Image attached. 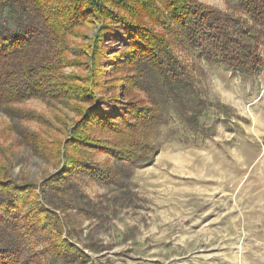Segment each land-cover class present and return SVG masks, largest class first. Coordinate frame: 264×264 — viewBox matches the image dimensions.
Listing matches in <instances>:
<instances>
[{
	"label": "rangeland",
	"instance_id": "1",
	"mask_svg": "<svg viewBox=\"0 0 264 264\" xmlns=\"http://www.w3.org/2000/svg\"><path fill=\"white\" fill-rule=\"evenodd\" d=\"M198 2L228 10L226 0ZM144 22L170 40L150 17ZM98 26L95 19L72 32L58 80L43 95L0 105V197L19 194L15 199L8 194L7 200L30 218L45 209L55 212L72 236L67 230L58 233V224L47 227L82 248L91 257L89 264H264V67L245 81L225 66L199 59L197 52L185 53L174 40L172 51L194 73L203 98L221 106L208 122L212 136L186 135L175 117L153 129L151 140L160 145V153L152 166L127 179L134 204L121 208L118 200L113 212L109 205L120 196V185L90 181L66 162L72 157L106 162L101 150L126 145L133 134L116 119L112 106L126 115L128 109L145 106L147 96L128 65L134 55L127 52L129 46L101 39L99 52H93ZM94 106L110 114L105 126L114 123L115 129L105 127L98 113L84 123ZM78 145L89 148L80 152ZM55 174L59 180L45 185ZM72 184L92 201L82 208L94 212L93 218L73 199L66 211L58 206L68 202ZM22 186L33 191L23 194ZM43 191L53 205L44 202ZM29 239L34 245H26L23 256L30 264H64L37 258L51 241L35 231Z\"/></svg>",
	"mask_w": 264,
	"mask_h": 264
},
{
	"label": "trees",
	"instance_id": "2",
	"mask_svg": "<svg viewBox=\"0 0 264 264\" xmlns=\"http://www.w3.org/2000/svg\"><path fill=\"white\" fill-rule=\"evenodd\" d=\"M198 1L0 0V105L43 95L52 81L58 80L56 71L64 55L70 52L72 32L92 24L95 19L99 26L92 40L93 52H99L101 39H104L105 43H125L129 46L127 52L134 54L128 65L137 74V85L147 96V104L143 101L145 106L128 109L126 115L117 113L115 105L112 106L116 119L127 124L129 132L133 133L126 140L127 144L103 148L101 152H106L108 159L102 164L74 157L66 162L69 170L75 168L76 174L90 181L120 185V196L114 197L109 205L113 212L117 211L118 200L122 201L121 208L134 204L127 179L135 170L152 166L160 153V145L151 140L153 129L170 124L171 117H175L186 135L190 131L194 138L212 136L208 122L211 123L214 111H219L221 106L203 98L192 70L173 53L174 40L185 53L197 52L199 59L206 58L225 66L245 81L255 78L264 67V0H226V11ZM147 17L166 29L170 40L150 30L149 24L144 22ZM97 106L86 112L84 123L98 113L105 126L110 114ZM130 113L134 122L127 119ZM115 125L105 127L115 129ZM78 147L80 152L89 148ZM59 177L53 175L45 185H54ZM19 190L23 194L33 191L31 186H22ZM8 194L14 199L19 195L7 192L0 197V264H30L23 255L27 246L34 245L29 239L33 231L52 242L36 254L38 259L48 256L56 263L91 262L82 248L59 238L55 230L47 227L51 223L58 224V233L68 229L55 212L45 209L41 216L31 214L30 218L22 214L20 207L9 203ZM41 196L46 204L52 202V197L44 191ZM65 197L68 202L58 205L63 206L64 211L66 205L72 206L73 199L80 211L94 217V212L82 208L92 206V201L74 188V184ZM66 233L72 236L71 230ZM92 251L96 250L92 248Z\"/></svg>",
	"mask_w": 264,
	"mask_h": 264
}]
</instances>
